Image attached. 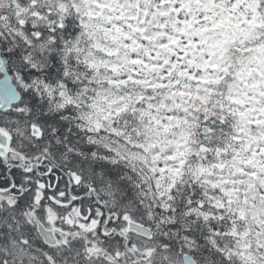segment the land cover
<instances>
[{"label":"trees","instance_id":"obj_1","mask_svg":"<svg viewBox=\"0 0 264 264\" xmlns=\"http://www.w3.org/2000/svg\"><path fill=\"white\" fill-rule=\"evenodd\" d=\"M47 10L45 20L53 25L48 37L54 47L51 54L42 56L32 48L37 47L35 41L47 30H37L38 25L34 32L21 24L14 28L16 19L0 8V52L22 94L18 110L43 130L45 144L40 154L51 157L55 166L75 170L83 180L89 174L93 184L100 177L118 182V192L145 206L147 215L168 238L175 253L188 252L200 264H254L255 255L244 238L255 222L262 223L259 218L248 225L229 226L235 227L240 241L235 240L233 252L222 253L215 250L211 238L216 235V241L225 247L219 236L228 224L221 220L213 224L218 220L215 214L211 216L216 221L201 218L196 187H172L179 173L189 176L196 172L189 166L211 162L204 156L196 160L193 151L205 118L215 125L224 120L223 125L227 124L235 134H242L246 123L264 129V105L250 104L264 103V83L259 79L258 65L249 70L252 83L243 84L237 78L247 60L255 54L264 57V0H68L66 5L59 2ZM91 25L98 28L99 34L91 39L95 60L87 61L84 50L75 46L72 38ZM217 32L222 33L218 56L223 69L219 74L199 76L194 82L177 77L181 60L176 48L180 42L185 37L203 38ZM116 34L124 38L125 48L133 49L136 55L129 59L137 61L138 68L129 67L117 57L113 40ZM255 62L264 68V59ZM141 66L151 69L152 74L143 72ZM103 67L107 77L102 74ZM129 95L132 99H128ZM173 96L193 99L198 112L187 120L185 141L181 136L170 139L171 148L177 149L175 154L172 149L166 162L171 164L170 182L143 184L132 171L135 157L149 155L150 152L145 154L146 149L157 147L159 139L153 135L149 140L139 131L138 114L131 102L147 108L142 114L160 125L162 117L152 111L158 104L152 103L173 100ZM172 108L181 109L182 105ZM173 122L170 118L165 123L166 131ZM260 132L264 136V131ZM144 139L149 141L139 144ZM238 139L241 141L242 137ZM231 148L235 153L228 154L219 146L213 161L227 163L228 157L234 161V189L228 191L225 185L218 196L236 198L239 207L247 211L251 200L246 189L264 181V174L258 170L244 176L243 159ZM120 181L127 186L124 188ZM258 264H264V260Z\"/></svg>","mask_w":264,"mask_h":264},{"label":"flooded vegetation","instance_id":"obj_2","mask_svg":"<svg viewBox=\"0 0 264 264\" xmlns=\"http://www.w3.org/2000/svg\"><path fill=\"white\" fill-rule=\"evenodd\" d=\"M19 127L17 125V129ZM17 129H7V147L0 153V233L13 222L19 223L21 246L32 259L30 263L75 264L76 259L70 256L64 259L54 256L72 250L79 253L81 264L179 262V256L171 251L169 245L160 242L153 220H146V214L137 201L127 200L125 193H115V187L106 177L94 185L83 181L74 171L70 175L53 162L50 165L45 156L42 164L38 163L40 160L32 155L37 151L34 147H43L44 139L31 138L33 143L29 145V139ZM141 173L143 175L137 172L140 181L145 179V175L149 179L148 170L143 169ZM28 177L34 178L30 181ZM52 177H55L54 181ZM122 184L124 188L127 186ZM45 204L55 216L48 228L65 233H56V243L52 246L45 243L36 223L47 216ZM131 223L145 226L149 235L130 230ZM17 263L29 264V261L24 257Z\"/></svg>","mask_w":264,"mask_h":264},{"label":"rangeland","instance_id":"obj_3","mask_svg":"<svg viewBox=\"0 0 264 264\" xmlns=\"http://www.w3.org/2000/svg\"><path fill=\"white\" fill-rule=\"evenodd\" d=\"M62 1V4H68L67 0H0V7L10 13V15L17 20L20 21H30L31 23H37L41 28L46 29L44 38L38 43V46L35 51H40L42 56H47L49 53H52V49L54 44L50 40L48 36L51 35L50 30L53 28V25L47 24V22L43 19L48 17V13L46 11V6L55 7L59 2ZM159 0H151L152 3H155ZM48 26V27H47ZM99 34L98 28L94 25H91L87 31L78 32L73 35V43L75 46H78L80 50H84L86 55V60L93 61L95 60V55L91 53L92 49V41L91 39L96 38ZM222 38V33L217 32L209 36H205L203 38L198 35L192 37H185L180 44L178 45L177 53L178 57L181 60V63L178 65L176 76L182 77V79L186 82H194L201 75H210V74H218L221 70L223 61L218 58L217 54L219 53V45ZM114 40V48L117 53V57L119 60H122L124 63L128 64L131 68L137 67V61L134 62L129 58L136 55L133 49L125 48L123 46L124 38L120 39V37L116 34L113 38ZM98 54V52H95ZM185 53V57L180 58V55ZM166 57V55H164ZM103 66V65H102ZM138 68V67H137ZM249 66H245L241 72V74H247L249 70ZM143 72L148 74H152L151 69L144 68L141 66L140 68ZM218 71V72H217ZM102 74L107 77V69L103 67ZM262 74L264 75V68H262ZM111 78V77H110ZM128 99H132V95L128 96ZM185 103V107L182 109H174L171 107L173 104ZM195 101L193 99L183 98L181 96H173V100L167 99L163 103L153 102V105L160 104L161 108H158V114L162 117V125H164L169 117H175V122L185 123L187 119L193 117V114L196 112ZM133 111H136L138 116L136 117V122L138 126L143 127L145 131H149L150 129L155 133L160 135L162 133L160 126L156 124H150L144 118L142 114L144 111L148 109L145 107H140L135 104L132 100L131 102ZM163 105H166L164 108ZM182 114V116L180 115ZM12 115H15L13 113ZM206 141L209 143L219 142L221 139L219 136L210 135L205 137ZM166 146V145H165ZM260 145L258 148H261ZM161 150L163 148H160ZM168 149V148H167ZM256 156L254 157L253 164L258 165V161L260 159V155L258 150H255ZM249 152H245L244 158H247ZM254 165H248V170L254 168ZM260 191V192H259ZM259 206L258 208L264 209V184L259 187ZM13 241V239H12ZM11 241V242H12ZM6 251V253H5ZM4 252V253H3ZM27 257L28 261L31 262L32 259L27 254L24 247L21 246L20 239L13 243V245L7 249L6 247L0 248V264H14L17 262L19 258ZM33 264V263H29Z\"/></svg>","mask_w":264,"mask_h":264},{"label":"water","instance_id":"obj_4","mask_svg":"<svg viewBox=\"0 0 264 264\" xmlns=\"http://www.w3.org/2000/svg\"><path fill=\"white\" fill-rule=\"evenodd\" d=\"M0 71L3 74V77L0 79V101L2 106L0 107L1 110H8L11 108L12 104L17 103L21 99V95L17 89V87L13 84V79L10 73L5 66L2 57L0 56ZM209 129H205L203 131L204 134L209 133ZM1 140V139H0ZM2 148L6 145V140H1ZM234 208V201L231 202ZM40 231L44 237H49L53 234V232L47 230L42 225L40 226ZM48 239V238H47ZM185 264H195L190 256H185Z\"/></svg>","mask_w":264,"mask_h":264},{"label":"bare ground","instance_id":"obj_5","mask_svg":"<svg viewBox=\"0 0 264 264\" xmlns=\"http://www.w3.org/2000/svg\"><path fill=\"white\" fill-rule=\"evenodd\" d=\"M85 176V181L89 182L92 178V176H90L89 174H86L84 175ZM122 183H126V182H123V181H120V184ZM118 183V182H116ZM116 183H113V186H115ZM116 187V186H115ZM7 230H4L0 233V248L2 247H6L7 249H9L14 242H16L18 239H20V235H21V232H20V225L19 223H12L8 228H6ZM1 230V229H0ZM13 239V241H12ZM12 241V242H11ZM4 253V252H3ZM6 253V251H5ZM55 258L57 259H64V258H74L76 259L75 260V264H81V261L79 259V253L72 250V251H69V252H60V253H57V254H54ZM70 256V257H69Z\"/></svg>","mask_w":264,"mask_h":264}]
</instances>
